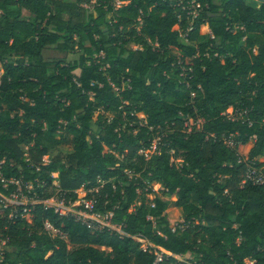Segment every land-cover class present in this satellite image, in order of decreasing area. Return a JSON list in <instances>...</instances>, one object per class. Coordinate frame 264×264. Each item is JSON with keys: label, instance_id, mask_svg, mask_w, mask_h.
I'll use <instances>...</instances> for the list:
<instances>
[{"label": "trees", "instance_id": "16d2710c", "mask_svg": "<svg viewBox=\"0 0 264 264\" xmlns=\"http://www.w3.org/2000/svg\"><path fill=\"white\" fill-rule=\"evenodd\" d=\"M180 1L0 0V194L13 179L37 202L94 200L122 232L41 203L30 222L8 210L0 264H154L160 249L172 256L158 264H264V185L244 177L264 174V3ZM50 47L77 58L46 60ZM230 107L251 125L227 120ZM187 116L200 130L186 133ZM156 184L176 198V227L148 198Z\"/></svg>", "mask_w": 264, "mask_h": 264}, {"label": "built area", "instance_id": "2783aa9c", "mask_svg": "<svg viewBox=\"0 0 264 264\" xmlns=\"http://www.w3.org/2000/svg\"><path fill=\"white\" fill-rule=\"evenodd\" d=\"M93 2L94 1H92V3ZM120 5H122V3L120 2L116 3V7H119ZM180 5H182V0L179 2L178 6ZM192 5L193 6L188 8L187 16L190 17L192 20H194L195 18L199 16V11H198L199 6L198 5L195 6L194 1L192 2ZM85 8L91 11L90 6H85ZM208 34H210L209 31H208ZM182 70L185 71L184 68H182ZM191 96H194V94H191ZM222 115L229 121H242V123L251 125L250 121L243 120L242 112H239L238 110H235L232 107L228 108ZM203 123H204V120L201 118L192 119L189 116H187L186 121L183 124V127L186 130V133H190L193 130L195 131L200 130ZM151 129L152 128L150 127V130ZM161 135L162 136H159V137L165 136V134H161ZM157 138L158 137H156L155 140ZM154 141L151 143L148 153L156 152L157 145L155 146ZM222 141L224 145L230 149H233L236 145L233 135H223ZM140 153L142 154L143 151H141ZM244 177H245V181L251 182L256 185H264V174L253 168H249L245 172ZM1 182H4V180H1ZM6 183L15 185L16 189L8 197H5L0 194V217H2L9 210V217L12 218L14 214L20 208L21 211L19 215L21 217H24L27 222H30L31 216H30L29 205L41 203L46 208L52 209L54 213L57 214L61 218L63 217L73 218L75 221L84 225L91 233H101V232L106 231L109 233L116 232V233L122 234L120 226L112 223L111 213H101L97 211L96 210L97 203L94 200L78 199L75 201H71V200H68L65 197V195L61 193L50 199L37 202L32 197L28 196V194H30L32 190V186L30 184H26L23 186L22 183L15 181L13 179L7 181ZM53 185L58 186V183H55L53 181ZM4 187H6V185H4ZM80 193L83 194V191H80ZM44 230L51 237L58 236L61 239L66 240V236L62 234L61 232H59L58 230H56L55 228H53V226L49 224L48 222L44 223ZM138 241L140 243L146 244V248H143V250L146 251L147 248L150 247L149 245H147L146 241L140 240V239ZM7 249L8 247H7L6 241L0 236V262L3 260L4 252ZM154 253L156 256L154 264H158L159 262H161L163 255L172 256L171 254L161 249L158 251H154ZM177 259L179 258L177 257Z\"/></svg>", "mask_w": 264, "mask_h": 264}, {"label": "rangeland", "instance_id": "374dc122", "mask_svg": "<svg viewBox=\"0 0 264 264\" xmlns=\"http://www.w3.org/2000/svg\"><path fill=\"white\" fill-rule=\"evenodd\" d=\"M23 16L27 17V14H23ZM200 34L202 36H205L208 34V31L202 27L200 29ZM45 55V59L46 60H59V59H63L65 61H72L74 59L77 58V56L75 55H70V54H64V53H58L56 52L54 47H50L47 48L44 52ZM184 95V94H183ZM185 96V95H184ZM138 118L143 119L144 116H142L141 114L137 115ZM162 137H158L155 141L154 144L155 146L161 142ZM64 151H66L67 149H63ZM52 178L54 180L55 183H58V174L57 173H53L52 174ZM152 194L148 196L149 199H153V197H158L160 199H162L166 204H167V212H166V218L169 221L170 226L174 227L180 223H182V213L181 210L178 208L174 207V202L176 201V198L174 196H169L166 195L164 193V190L162 188V186L160 184H156L153 188H152ZM142 248H146V244L145 243H141ZM6 251L11 252V249H7ZM191 258V257H188ZM179 260H181L179 258Z\"/></svg>", "mask_w": 264, "mask_h": 264}, {"label": "water", "instance_id": "95a60500", "mask_svg": "<svg viewBox=\"0 0 264 264\" xmlns=\"http://www.w3.org/2000/svg\"><path fill=\"white\" fill-rule=\"evenodd\" d=\"M255 1L264 3V0H255Z\"/></svg>", "mask_w": 264, "mask_h": 264}, {"label": "crops", "instance_id": "0c3cea01", "mask_svg": "<svg viewBox=\"0 0 264 264\" xmlns=\"http://www.w3.org/2000/svg\"><path fill=\"white\" fill-rule=\"evenodd\" d=\"M45 52V51H44ZM44 57H45V55H44Z\"/></svg>", "mask_w": 264, "mask_h": 264}]
</instances>
